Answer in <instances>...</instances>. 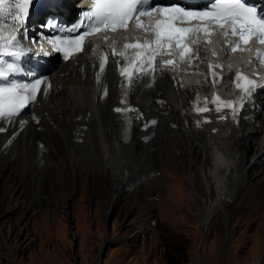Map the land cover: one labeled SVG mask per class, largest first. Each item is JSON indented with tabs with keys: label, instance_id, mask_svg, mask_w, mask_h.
I'll return each mask as SVG.
<instances>
[{
	"label": "bare ground",
	"instance_id": "6f19581e",
	"mask_svg": "<svg viewBox=\"0 0 264 264\" xmlns=\"http://www.w3.org/2000/svg\"><path fill=\"white\" fill-rule=\"evenodd\" d=\"M62 1L71 11L74 0ZM96 50L95 47L79 53L54 65L51 70H40L37 75L43 76V82L28 111L0 119V163L4 162L5 168H12L9 162L21 161L20 185L30 177L38 184L36 190L39 191L35 196L44 190L42 181L38 180L41 175L35 174V162H40V167L49 163L54 166L48 152L49 159L42 152L48 147L53 152L54 140L58 146L60 142L66 148L68 165H73L76 174L83 171L92 182L91 177L95 178L96 173L102 183L106 180L112 184L110 201L133 193L134 175L147 168L146 163L156 160L162 166L167 158L180 168L182 165L175 157L186 154L187 194L193 203L202 200L198 192H205L207 196V204L199 208L201 226L204 227L212 210L220 208L226 212L242 191L248 194L247 182L255 183L264 176V94L257 95L247 104L237 130L226 138L214 123L209 122L206 127L198 122L199 118L206 117L205 114L189 112L186 118L182 114L195 90L208 88L200 74L187 76L180 89L170 72L158 65L154 73L145 72L134 80L130 97L135 106V117L131 124L128 123L127 132L131 131L127 138L122 132L123 121L113 111L119 98L114 65L109 62L103 71L98 72ZM203 51L199 50V58H204ZM161 136L165 138L162 140ZM155 141L163 142L160 150L163 152L155 154L152 159L149 153ZM148 167L156 171L153 163ZM54 172L50 168L45 175L49 178ZM57 172L60 173L56 171L55 174ZM171 172L172 182L178 181L173 170ZM138 177L142 189L147 179L144 173H139ZM147 177V188L154 190L157 179L154 175ZM11 186L6 181V187L10 189ZM49 188L51 191V184L46 190ZM172 190L166 194L173 196ZM147 203L148 198L144 200V204ZM32 204H39L37 208L44 205V196L42 201H33ZM107 243L102 242L101 249ZM200 256L201 245L196 251L194 264H199ZM262 257H257L252 264H262ZM99 260L98 254L93 264H98Z\"/></svg>",
	"mask_w": 264,
	"mask_h": 264
},
{
	"label": "rangeland",
	"instance_id": "374dc122",
	"mask_svg": "<svg viewBox=\"0 0 264 264\" xmlns=\"http://www.w3.org/2000/svg\"><path fill=\"white\" fill-rule=\"evenodd\" d=\"M58 143L53 141V152L41 147L54 166L35 162L44 188L37 196L35 179L20 185V160L9 162L12 168L0 163V264H93L98 254V264H194L199 245V264H252L260 255L264 264V176L247 182L248 194L242 191L226 212L212 210L202 227L199 208L205 207L207 196L198 192L202 200L196 203L188 196L186 154L175 157L180 168L167 158L162 166L156 160L146 163L147 168L134 175L133 193L110 201L112 184L102 183L96 173L93 183L87 173L76 174L68 165L66 148ZM162 144L154 142L152 159L163 152ZM152 163L156 171L148 167ZM50 168L60 173L48 178ZM171 170L178 181L172 182ZM139 173L147 179L143 190ZM147 175L157 179L155 191L147 188ZM49 184L51 191L46 190ZM169 189H174L173 196L166 194ZM43 196L46 205L32 204ZM102 242L108 243L101 249Z\"/></svg>",
	"mask_w": 264,
	"mask_h": 264
},
{
	"label": "snow or ice",
	"instance_id": "6c2138e0",
	"mask_svg": "<svg viewBox=\"0 0 264 264\" xmlns=\"http://www.w3.org/2000/svg\"><path fill=\"white\" fill-rule=\"evenodd\" d=\"M32 0H0V33L7 28L10 35L14 38L18 27L24 23V18L28 15L29 5ZM146 0H93L91 12H86V17H95V22L105 28L116 30L117 28L126 27L128 21L134 18L138 11L137 6L140 5L141 10L139 15H146L142 9ZM152 12H159L161 18L157 20L153 31L155 32L154 40H145L143 43L139 39L135 43H124L121 47L125 50L132 49V54L126 55L124 51L118 54L125 59V66L120 69L122 76H127L129 79L136 73L146 70V65H151L153 58L166 45H171L180 54V59H185L187 44L190 43V34L203 30L206 34L209 31L211 24L229 25L232 30L243 40L246 34L258 33L261 40L264 41V19H257L255 16V8H247L240 0H216L212 5V10H204L200 12L186 11L179 6L152 8ZM192 18L197 20H207V25L197 24L193 27H178L177 25L184 24ZM11 24H6L9 20ZM137 25L140 26V21L137 20ZM83 35L77 34L75 40L67 41L68 47L64 49V57L67 58L72 46L79 49ZM113 47H116L114 42ZM235 50V48L233 49ZM115 54V53H114ZM191 53H189V58ZM133 61L138 62V66H133ZM165 64H171L172 61L165 60ZM105 64H100V69L103 71ZM18 67L14 64H8V72L17 71ZM5 71H0V77L6 76ZM215 75V74H214ZM238 79L239 73L237 74ZM41 81L37 79L31 88V95H21L13 88L0 87V116L5 114L7 109L8 114H13L19 107H23L26 100L34 99L37 87ZM251 84V81L247 82ZM243 87L242 85H238ZM230 106V105H229ZM199 111L207 112V108L198 109ZM219 110V109H217ZM120 112V108L115 109ZM155 123V121H153ZM2 130V129H0Z\"/></svg>",
	"mask_w": 264,
	"mask_h": 264
}]
</instances>
